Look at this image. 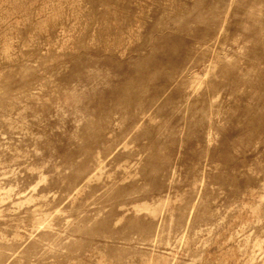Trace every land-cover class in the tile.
Segmentation results:
<instances>
[{
	"label": "rangeland",
	"instance_id": "obj_1",
	"mask_svg": "<svg viewBox=\"0 0 264 264\" xmlns=\"http://www.w3.org/2000/svg\"><path fill=\"white\" fill-rule=\"evenodd\" d=\"M0 264H264V0H0Z\"/></svg>",
	"mask_w": 264,
	"mask_h": 264
}]
</instances>
